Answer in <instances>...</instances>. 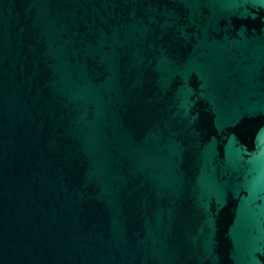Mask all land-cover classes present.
Wrapping results in <instances>:
<instances>
[{"label":"water","instance_id":"1","mask_svg":"<svg viewBox=\"0 0 264 264\" xmlns=\"http://www.w3.org/2000/svg\"><path fill=\"white\" fill-rule=\"evenodd\" d=\"M0 264H264V0H0Z\"/></svg>","mask_w":264,"mask_h":264}]
</instances>
